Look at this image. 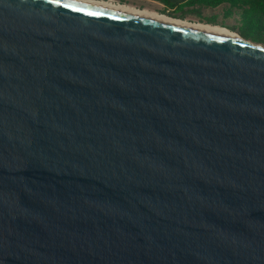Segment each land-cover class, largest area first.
Here are the masks:
<instances>
[{"label": "water", "instance_id": "95a60500", "mask_svg": "<svg viewBox=\"0 0 264 264\" xmlns=\"http://www.w3.org/2000/svg\"><path fill=\"white\" fill-rule=\"evenodd\" d=\"M65 2L0 0V264H264V46Z\"/></svg>", "mask_w": 264, "mask_h": 264}, {"label": "rangeland", "instance_id": "374dc122", "mask_svg": "<svg viewBox=\"0 0 264 264\" xmlns=\"http://www.w3.org/2000/svg\"><path fill=\"white\" fill-rule=\"evenodd\" d=\"M249 5L230 1L217 6H202L183 10L181 19L221 26L237 33L241 38L264 46V11L258 18Z\"/></svg>", "mask_w": 264, "mask_h": 264}, {"label": "bare ground", "instance_id": "6f19581e", "mask_svg": "<svg viewBox=\"0 0 264 264\" xmlns=\"http://www.w3.org/2000/svg\"><path fill=\"white\" fill-rule=\"evenodd\" d=\"M74 1L102 7L105 9H109V10H113V11H117L121 13L130 14V15H134L138 17H143V18H147V19H151V20H155L159 22H164V23L192 28L196 30L211 32V33L220 34V35H224V36H228V37H232L236 39L241 38L237 33L227 28L221 27V26L212 25L208 23L193 22V21H189L188 19L174 18V17L163 15V14H158V13H155L147 9H138V8H134L131 6L114 4L113 2L103 1V0H74Z\"/></svg>", "mask_w": 264, "mask_h": 264}, {"label": "flooded vegetation", "instance_id": "af4514ba", "mask_svg": "<svg viewBox=\"0 0 264 264\" xmlns=\"http://www.w3.org/2000/svg\"><path fill=\"white\" fill-rule=\"evenodd\" d=\"M114 4L147 9L158 14L179 18L183 10L202 6H217V0H103ZM181 19V18H180Z\"/></svg>", "mask_w": 264, "mask_h": 264}, {"label": "trees", "instance_id": "16d2710c", "mask_svg": "<svg viewBox=\"0 0 264 264\" xmlns=\"http://www.w3.org/2000/svg\"><path fill=\"white\" fill-rule=\"evenodd\" d=\"M223 1H230L233 4L239 3V1H241L245 5H249L251 8H253V10L257 11L254 14L257 15L258 18L263 14L262 11H264V0H217V3Z\"/></svg>", "mask_w": 264, "mask_h": 264}, {"label": "snow or ice", "instance_id": "6c2138e0", "mask_svg": "<svg viewBox=\"0 0 264 264\" xmlns=\"http://www.w3.org/2000/svg\"><path fill=\"white\" fill-rule=\"evenodd\" d=\"M51 2L55 3H61L62 0H51ZM63 7L69 8V9H76V10H81L77 6V4L74 2V0H67V2L62 4Z\"/></svg>", "mask_w": 264, "mask_h": 264}]
</instances>
